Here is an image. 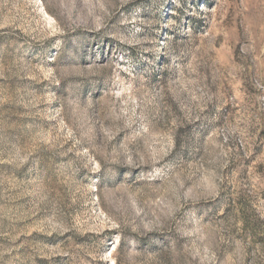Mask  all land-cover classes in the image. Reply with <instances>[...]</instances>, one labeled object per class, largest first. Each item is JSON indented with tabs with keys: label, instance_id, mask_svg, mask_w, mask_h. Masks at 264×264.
I'll return each instance as SVG.
<instances>
[{
	"label": "rangeland",
	"instance_id": "rangeland-1",
	"mask_svg": "<svg viewBox=\"0 0 264 264\" xmlns=\"http://www.w3.org/2000/svg\"><path fill=\"white\" fill-rule=\"evenodd\" d=\"M0 264H264V0H0Z\"/></svg>",
	"mask_w": 264,
	"mask_h": 264
}]
</instances>
